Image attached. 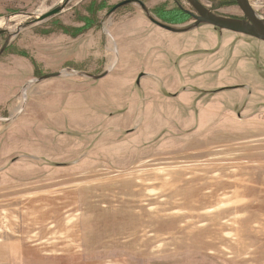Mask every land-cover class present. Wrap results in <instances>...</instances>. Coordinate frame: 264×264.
Returning <instances> with one entry per match:
<instances>
[{
	"label": "rangeland",
	"instance_id": "374dc122",
	"mask_svg": "<svg viewBox=\"0 0 264 264\" xmlns=\"http://www.w3.org/2000/svg\"><path fill=\"white\" fill-rule=\"evenodd\" d=\"M122 1L0 0V264H264V42Z\"/></svg>",
	"mask_w": 264,
	"mask_h": 264
},
{
	"label": "water",
	"instance_id": "95a60500",
	"mask_svg": "<svg viewBox=\"0 0 264 264\" xmlns=\"http://www.w3.org/2000/svg\"><path fill=\"white\" fill-rule=\"evenodd\" d=\"M69 0H66L64 4H62L60 7L54 8L52 11L49 13L37 18L34 20V22H40L43 21L53 15L58 14L61 12L64 7L66 6L67 2ZM187 4L191 7L193 10L194 14L189 13L190 16L192 17L194 23L189 26L186 29H175L171 26H167L164 24H161L157 22L154 18H152L149 15V12L145 8V6L138 1H131V0H126L119 2L115 6H113L109 12L107 13V16L112 14L114 11L117 9L132 4L136 3L140 7V9L143 11L147 19L156 25L157 27L164 29L166 31L172 32V33H184L188 32L190 30H193L201 25H207L211 26L215 29L221 30V31H228L232 32L235 34H240L244 36H248L250 38L256 39L258 41L264 42V19L259 18L256 13L252 10L251 6L248 3V0H234L236 3V6L239 8L241 11L243 17L242 19H234V18H228V17H223L219 16L213 12H211L209 9H207L205 6H203L199 1L197 0H185ZM33 23V22H32ZM28 25V24H27ZM5 31H0V35L5 34ZM116 61H117V54L115 53ZM108 74V72H105L104 74L100 76H91L85 74L86 77L88 78H93V79H101L105 77ZM60 74H48L40 78V80H46L54 77H59Z\"/></svg>",
	"mask_w": 264,
	"mask_h": 264
},
{
	"label": "trees",
	"instance_id": "16d2710c",
	"mask_svg": "<svg viewBox=\"0 0 264 264\" xmlns=\"http://www.w3.org/2000/svg\"><path fill=\"white\" fill-rule=\"evenodd\" d=\"M126 1V0H124ZM131 1H138L141 2L142 4L144 3V0H131ZM231 2V0H229ZM232 3V2H231ZM101 9H104L103 6H97L95 8H93L92 10L89 11V13H93V11H100ZM211 11V10H210ZM213 12V11H211ZM190 12L184 10L182 8V6H180L179 4H176L175 8H169V9H162V8H157L154 10V16L156 17V21L167 25V26H175V25H180L183 24L185 22H187V20H189L191 18ZM214 13V12H213ZM94 23L93 20H91V24L90 22L84 21V27L88 28L89 26H92Z\"/></svg>",
	"mask_w": 264,
	"mask_h": 264
},
{
	"label": "flooded vegetation",
	"instance_id": "af4514ba",
	"mask_svg": "<svg viewBox=\"0 0 264 264\" xmlns=\"http://www.w3.org/2000/svg\"><path fill=\"white\" fill-rule=\"evenodd\" d=\"M198 1V0H197ZM186 2V1H185ZM235 2V1H234ZM248 3H249V0H248ZM236 4V3H235ZM249 5H250V3H249ZM258 41V40H257Z\"/></svg>",
	"mask_w": 264,
	"mask_h": 264
}]
</instances>
